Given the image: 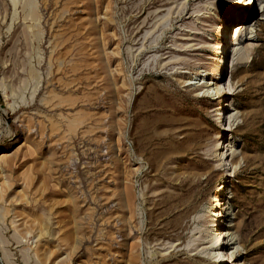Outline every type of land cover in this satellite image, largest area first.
<instances>
[{
    "label": "rangeland",
    "instance_id": "obj_1",
    "mask_svg": "<svg viewBox=\"0 0 264 264\" xmlns=\"http://www.w3.org/2000/svg\"><path fill=\"white\" fill-rule=\"evenodd\" d=\"M254 3L0 0V264H264Z\"/></svg>",
    "mask_w": 264,
    "mask_h": 264
},
{
    "label": "bare ground",
    "instance_id": "obj_2",
    "mask_svg": "<svg viewBox=\"0 0 264 264\" xmlns=\"http://www.w3.org/2000/svg\"><path fill=\"white\" fill-rule=\"evenodd\" d=\"M254 1L255 0H239V4H241L240 6H239V8H238V10H239V13H237V15H236V19H240V20H242V24H240V25H237V26H235L234 27V29H236V32L234 33V36H233V40L235 41L234 42V44H233V42L231 43L232 45H234V47L236 48L237 46V49H235V48H233V52H232V54L235 52V54H237L236 52H239L241 49L239 48V44H240V42H238V37L240 36V34L242 33V30L244 29V28H246V24H248L247 22H248V18H249V15H248V13L247 14H244L243 13V9H246L248 6L250 7H253L254 6ZM238 3V2H237ZM246 5V6H245ZM248 8L249 10H251L252 8ZM223 29V28H222ZM221 29V30H222ZM230 39V38H229ZM222 48V47H221ZM220 51V50H219ZM232 51V50H231ZM231 51H230V53H231ZM220 54V53H219ZM219 62H223V57L222 58H220L219 59ZM219 69V68H218ZM195 77L197 78V77H201V75L199 74V73H197L196 75H195ZM192 81H194V82H192ZM203 84H205V87H203V89L201 90L202 91V93L203 94H212V92H214L213 93V95L215 94H218V91H219V89L217 88V84H214V83H212V82H209V81H204V78H198L197 79V81H196V79H193V80H191L189 83H188V86H190V87H198V86H201V85H203ZM220 88V87H219ZM215 97V96H214ZM222 115V114H221ZM227 119V118H226ZM231 119V118H230ZM228 120V119H227ZM225 121V120H224ZM235 122L236 121V118H235V116L233 117V120H231V122ZM227 122V121H226ZM230 123V122H229ZM228 122L226 123V124H229ZM230 125V124H229ZM231 125H233V124H231ZM227 126V125H226ZM225 127V126H224ZM230 127V126H229ZM226 128H228V127H226ZM229 129V128H228ZM227 129V130H228ZM225 130V129H224ZM230 130H231V128H230ZM224 146V145H223ZM222 148V147H221ZM225 148V147H224ZM224 151V150H223ZM221 154V153H220ZM226 153H224V155H225ZM223 155V156H224ZM229 157V156H228ZM217 158V157H216ZM216 201V200H215ZM215 203V202H214ZM222 205V204H221ZM225 209V208H224ZM226 214H227V212H226ZM215 216V215H214ZM219 215H216V217H218ZM210 222V221H209ZM213 223V222H212ZM213 233V232H212ZM214 235H215V244L217 243L218 244V247H220V246H222V248L219 250V251H217V252H215V254H214V257L215 258H217V259H220L221 258V256H222V261H223V263H227V259H229V258H231V255L232 254H228L227 252H225V254H224V250L226 251V249H228L229 248V243L228 242H226V240H225V238L228 236H226V233H224V231H219V230H215V232H214ZM213 237V236H212ZM232 237V236H231ZM233 239H235V238H232L231 240H233ZM225 240V241H224ZM218 250V249H217ZM216 251V250H215ZM212 252V251H211ZM238 253V252H237ZM227 255H229V257H226ZM239 254H237V256H238ZM234 262V261H233ZM235 264H240V262H238V261H235L234 262Z\"/></svg>",
    "mask_w": 264,
    "mask_h": 264
}]
</instances>
